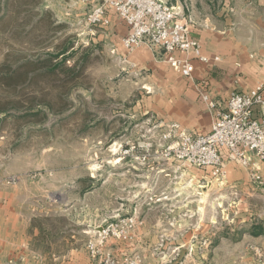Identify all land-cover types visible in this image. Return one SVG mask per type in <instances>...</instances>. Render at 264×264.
Listing matches in <instances>:
<instances>
[{"label":"rangeland","instance_id":"obj_1","mask_svg":"<svg viewBox=\"0 0 264 264\" xmlns=\"http://www.w3.org/2000/svg\"><path fill=\"white\" fill-rule=\"evenodd\" d=\"M165 1L222 21L264 3ZM88 11L78 0H0L2 205L23 227L32 222L40 250L136 215V238L125 245L140 264H264V233H250L264 227V175L255 181L233 158L217 178L159 153L125 156L127 146L155 149L163 140L150 130L153 118L134 110L113 23L90 25Z\"/></svg>","mask_w":264,"mask_h":264},{"label":"crops","instance_id":"obj_2","mask_svg":"<svg viewBox=\"0 0 264 264\" xmlns=\"http://www.w3.org/2000/svg\"><path fill=\"white\" fill-rule=\"evenodd\" d=\"M191 17V34L200 40L203 53L221 58L208 64L195 60L194 81L185 78L167 62L157 59L146 47L128 53L121 43L128 27L112 17L113 28L109 35L125 52V71L133 75L131 86L135 90L133 94L137 95L134 110L153 118L150 130L159 136L173 122L190 133L210 131L216 113L226 109L231 92L249 91L259 82H264V3L246 7L245 11L240 8L231 20ZM203 92L216 102L214 109H208L202 99ZM256 113L259 115L260 111ZM225 160L228 164L232 162L228 154ZM0 196V205L7 203L6 195ZM100 226L83 227L79 235L74 233L69 238L63 235L56 246L40 250L34 245L39 240V231L33 228L32 222L28 221L23 227L20 214L8 205H2L0 264H97L89 256L86 243ZM44 237L49 240L48 235ZM109 245L118 260L129 252L125 242L110 239Z\"/></svg>","mask_w":264,"mask_h":264},{"label":"built area","instance_id":"obj_3","mask_svg":"<svg viewBox=\"0 0 264 264\" xmlns=\"http://www.w3.org/2000/svg\"><path fill=\"white\" fill-rule=\"evenodd\" d=\"M88 6L90 25L108 26L113 16L126 24L128 32L121 43L128 53L146 47L159 60L167 62L185 78L194 81L195 60L203 63L219 61L220 56L203 53L199 39L191 34L193 20L179 6L165 0H78ZM209 110L216 102L201 93ZM260 111L258 115L256 112ZM163 143L152 149L150 144L130 145L125 156L146 160L154 153L166 159L210 168L213 176L228 174L226 154L245 167L255 181L264 175V82L249 91H233L226 109L217 112L211 130L190 133L178 123H171L162 134ZM136 153V154H135ZM138 217L128 215L106 220L86 243L89 256L97 264H140L137 255L126 254L118 260L110 250L109 240L130 242L136 238Z\"/></svg>","mask_w":264,"mask_h":264},{"label":"trees","instance_id":"obj_4","mask_svg":"<svg viewBox=\"0 0 264 264\" xmlns=\"http://www.w3.org/2000/svg\"><path fill=\"white\" fill-rule=\"evenodd\" d=\"M250 233L253 235H259L264 233V227L262 226H255L253 229L250 230Z\"/></svg>","mask_w":264,"mask_h":264}]
</instances>
